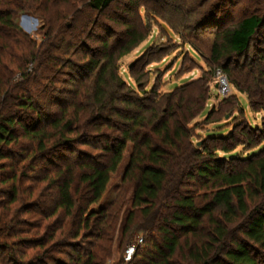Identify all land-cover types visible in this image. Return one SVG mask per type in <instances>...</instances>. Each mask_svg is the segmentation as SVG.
Segmentation results:
<instances>
[{"label": "trees", "instance_id": "trees-1", "mask_svg": "<svg viewBox=\"0 0 264 264\" xmlns=\"http://www.w3.org/2000/svg\"><path fill=\"white\" fill-rule=\"evenodd\" d=\"M74 1L40 0L36 11L47 10L46 3L59 7ZM261 1L249 0L253 10L229 25L220 14L200 13L193 23L183 19L178 31L180 40L197 51L192 35L215 28L208 65L212 71L220 68L255 111H264ZM15 2L0 0V31L14 38L11 44L3 42L0 52L21 51L16 76L0 54V66L6 67L0 71V171L13 173L0 177V187L16 182L23 160L36 162V179L47 182L46 192L36 198V249L44 252L37 250L36 261L23 264H107L116 234L119 247L133 244L138 235L147 237H140L143 243L130 262L118 259L115 264H264V146L240 159L237 163L244 167L235 169L227 165L236 158L217 156L245 144L235 131L209 137L222 142L220 146L193 143L190 123L210 99L207 76L172 92L151 88L141 94L144 75H133L139 92L119 74V60L144 42L150 30L138 32L128 25L116 30L99 17L111 19L115 6L137 14L143 7L158 15L157 0H81V7L70 13L61 6L56 20L46 19L40 42L20 31L13 34L18 30L15 13L25 9L27 0ZM97 27L105 36L91 48ZM66 70L68 78L62 80ZM32 80L35 87L29 88ZM201 85L195 97L187 95ZM230 100L224 98L220 109ZM215 112H208V118ZM263 134L257 136L261 141ZM227 141L233 145L225 146ZM128 143L132 149L122 186L129 184V192L122 187L111 204L89 209L103 198ZM195 179L209 192L184 193L188 181ZM52 218L42 226V220ZM235 224L241 229L238 238L230 235ZM42 228L46 236L38 238ZM13 248L0 242V264H22Z\"/></svg>", "mask_w": 264, "mask_h": 264}, {"label": "rangeland", "instance_id": "rangeland-1", "mask_svg": "<svg viewBox=\"0 0 264 264\" xmlns=\"http://www.w3.org/2000/svg\"><path fill=\"white\" fill-rule=\"evenodd\" d=\"M39 1L27 0L24 5L25 9L16 11L14 22L18 30H14L13 34H19L21 32L22 34H26L31 40L40 42L43 39V33L48 27L46 19L51 18L56 20V17H59L58 13L62 7L69 13L73 11L75 6L78 5V8L81 7V0H76L70 4H59V7L54 5L53 2H50L45 5V8H48L47 10L40 8L36 11V7L40 5ZM8 2L11 5L16 4L15 0H8ZM248 2L249 0H157L155 3H158V6L161 7V9L159 8L161 13H158V15L147 13L143 7L139 9L137 14L133 9L131 12L126 13L123 12L122 7L116 9L115 6L110 13L111 19L105 16L99 17L100 22H109L115 26L116 30H124L127 25L131 26L134 30L136 29L138 32L143 31L144 27L149 28L150 34L147 39L129 54L122 57L118 62L119 74L128 85L133 86L138 91L139 89L133 75H144L143 82H146V84L141 87V92L139 91L141 94H143L142 92L144 90H150L151 88H156L159 93L164 94L174 91L176 87H182L193 81H197L203 76L210 78L208 83L210 99L207 101L204 111L197 115L190 123L193 143L200 146L205 142H209L211 145L220 146L222 142L217 141L218 139L216 141H209V137L227 136L229 133L235 131L237 139L243 140L245 144L237 146L228 154L223 151L217 153L219 158H226L227 160L231 156L236 158L237 161H232L233 163L227 165V168L231 166L235 169H242L244 167V163H237L240 159L248 157L253 152H257L261 146H264V141H261L257 137L260 132L264 133V111L259 109L255 111L252 109L249 106L247 95L237 90L228 81L227 76L220 68L212 71L208 65L207 59L215 32L214 27L202 29L192 35L193 43L198 49L197 51L189 44L183 43V40H180L182 35L178 31L183 24V19H188L189 23H193L199 19L200 13L201 15L202 13L206 15L211 13L213 15L220 14L219 16L222 17L223 24L226 25L237 22L244 14L253 10V7H251L252 2ZM217 3L219 7L215 6ZM262 3L263 0L260 4ZM261 8H264V4L261 5ZM66 22L69 25L71 24L72 19L70 16L66 19ZM1 28L0 26V30ZM262 33L263 35L260 38H264V30H262ZM6 34L5 31H0V45L3 42L8 44L13 42L14 38ZM93 34L94 37L89 40V45L91 48H97L101 44L100 38L105 36V31L97 27L93 31ZM20 53V49L17 52H13L11 48L9 50H1L0 54L2 55L3 65L8 64L10 66L7 68L9 71H17L16 62L19 61L16 55H20ZM132 69L135 70L134 73H131ZM4 70H6V67L1 65L0 71L2 74ZM73 72V74H76L77 71L74 70ZM81 72L85 74V72ZM16 74L17 72L15 76ZM68 74L69 71L66 70L64 74L60 75V78L66 80ZM34 84V80H32L28 87H35ZM202 87L203 85L193 89L191 88L188 92L186 91L189 93L187 95H190V98L195 97L196 94L201 92ZM222 87H226V90L224 91ZM232 96H236L237 99H233ZM226 97H230L231 100L224 105V109L222 110L220 109L221 104ZM213 109L217 112L208 118L207 113ZM217 118H219V121H214ZM251 127H254V129H251ZM251 142H254V144ZM25 144H28V142H25ZM224 145L232 146L233 143L232 141H227ZM131 149L132 145L128 143L123 161L118 170L111 175L103 198L100 202L91 205L89 209L94 208L97 210L101 206H108L123 189L122 187L126 188L124 191L129 192L131 188L129 184L122 186V182ZM12 174L10 169L0 171V177L12 176ZM17 176L16 182L10 180L7 184L0 187V242L11 243L14 247L13 249L19 252L17 255L23 264L35 262L37 250H39L40 254L44 252L43 248L41 250L36 249V218H39L38 216L36 217V198L41 192H46L44 187L47 182L41 181L38 178L36 179V162L34 161L30 163L29 160H23L17 171ZM206 190L208 189L201 187V182L195 179L188 181L183 192L196 196L209 192ZM121 216L125 217V214L123 213ZM53 219L42 220V226L46 223L53 222ZM239 226L236 225L232 229L230 232L231 236L235 238L241 236ZM38 232V238L41 235L46 236L43 228ZM142 236L147 237L145 234L136 237L140 238ZM77 241L80 242L79 240ZM135 241L136 239L133 242L134 244ZM146 241L148 239H145ZM47 242V247L51 246L52 242ZM118 243L119 236L116 234L113 255L108 259L107 264H115L118 259H123L126 262L125 255L128 247H119ZM143 246H145V243ZM71 250L73 249H67L68 252ZM186 253L187 250H184V254ZM134 255L135 253L132 259ZM61 257L66 259L64 254ZM183 263H187V261Z\"/></svg>", "mask_w": 264, "mask_h": 264}, {"label": "built area", "instance_id": "built-area-1", "mask_svg": "<svg viewBox=\"0 0 264 264\" xmlns=\"http://www.w3.org/2000/svg\"><path fill=\"white\" fill-rule=\"evenodd\" d=\"M222 89L225 91L226 90V87H222ZM142 243H143V238H138L135 241V244L133 243V244H131V245L128 246V248L126 250L127 252H126V255H125V261L126 262L131 261L132 256L135 253V250H136L137 245H140Z\"/></svg>", "mask_w": 264, "mask_h": 264}]
</instances>
